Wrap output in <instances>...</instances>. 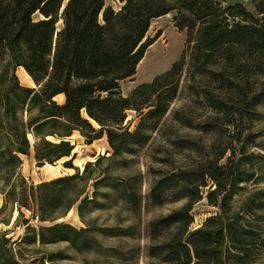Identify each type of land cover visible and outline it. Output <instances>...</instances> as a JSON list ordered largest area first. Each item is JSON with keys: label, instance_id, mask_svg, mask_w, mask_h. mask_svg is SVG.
Returning <instances> with one entry per match:
<instances>
[{"label": "trees", "instance_id": "16d2710c", "mask_svg": "<svg viewBox=\"0 0 264 264\" xmlns=\"http://www.w3.org/2000/svg\"><path fill=\"white\" fill-rule=\"evenodd\" d=\"M119 2L122 6L116 9L106 0H0V192L4 195L0 211L12 204L22 216L26 208L34 219L52 223L35 234L42 243L80 232L69 223L54 222L74 207L83 216L94 201L86 194L87 182L94 180L92 185L97 186L104 180L92 175L102 156L88 161L82 172L73 165L76 146L67 139L74 131H80L87 144L106 134L115 155L134 153L151 140L169 111L187 63L188 79L195 78L196 71L217 78H224L228 68L242 72L238 79H224L225 100L213 101L212 92L207 95L226 124L257 117V106L264 104V81L251 82L249 77L254 70L264 78V0H251V8L240 0ZM171 12L175 26L188 32L186 52L170 70L125 96L121 83L137 73L147 48L162 34L160 30L148 35L151 22ZM18 67L38 88L20 83ZM59 95L65 96L63 104L56 100ZM128 110L140 117L133 131ZM30 134L40 139L35 145L38 166L70 157L64 166L76 172L29 183L19 170L21 155L30 153ZM256 136H244L241 129L234 136L239 146L228 147L223 155L230 151L226 163H221L222 156L209 158L193 170L174 174L183 178L188 201L151 223L153 237L163 241L161 257L149 264H264V189L251 191L238 209L232 205L244 184L255 179L256 164L264 165V154L249 150ZM209 181L213 184L207 199L218 213L190 228L194 204L204 198ZM130 196L136 211L139 203ZM151 200L152 205L163 203L164 195L156 186ZM7 242L4 233L1 264H21ZM253 247L260 251L254 259Z\"/></svg>", "mask_w": 264, "mask_h": 264}, {"label": "rangeland", "instance_id": "374dc122", "mask_svg": "<svg viewBox=\"0 0 264 264\" xmlns=\"http://www.w3.org/2000/svg\"><path fill=\"white\" fill-rule=\"evenodd\" d=\"M240 1L251 8V0ZM106 3L116 9L122 6L119 0H106ZM174 16L175 12H171L151 22L148 35L153 37L160 30L162 34L147 48L137 67V73L121 83L125 96L140 84L151 82L157 75L170 70L183 57L188 48V32L175 26ZM187 61L189 62V58ZM20 71L21 68L18 67L16 74L22 85L38 88L33 79L20 76ZM189 71L187 63L177 97L171 103L169 111L153 132L151 140L134 153L115 155L106 134L92 144L86 143V138L80 131H74L69 138L76 146L74 152L77 156L73 165L79 167L81 172L88 161L103 157L100 164L94 167L92 175L101 176L104 180L97 186L92 185L94 180L87 182L86 194L94 201L84 208L83 216L74 207L66 216L54 222L69 223L79 233L70 232L66 239L42 243L38 236L36 240L34 236L39 233L42 225L52 223L45 224L34 219L32 211L26 208H23L22 216L12 204L0 211V236L6 234L9 239L6 247L20 259L21 264H149L158 261L163 239L153 237L150 225L188 201L183 178L174 174L182 170H193L209 158L222 156L221 163H226L230 151L223 155L228 147L239 146L234 136L241 129L244 136L249 133L257 135L255 143L249 145V150L264 154V104L257 106V117L238 118L226 124L222 114L214 108L212 100L207 98L208 93L212 92L213 101L225 100L228 93L223 88L224 79H238L243 75L242 72L228 68L224 71V78H217L214 73L201 74L196 71L195 78L188 79ZM249 77L251 82H257V79L259 82L264 81L263 77L258 78L254 70ZM56 100L63 104L65 96L59 95ZM22 116L25 120L29 117L26 113ZM233 117L237 118L235 115ZM127 118L132 119L130 129L135 130L140 119L138 113L128 110ZM92 123L99 128L95 121ZM29 138L30 153L21 155L23 163L19 170L29 183L38 184L76 172L75 168L64 166V161L70 157L38 166L35 145L40 139L32 134ZM48 139L56 141L58 137ZM255 167V179L244 184V188L232 201L235 209L242 205L251 191L264 189V165L256 164ZM212 184L209 181V186L202 192L204 198L194 204V222L190 228L202 226L208 217L218 213V208L207 199V192ZM155 186L163 193L164 200L161 204L152 205L151 193ZM95 190L96 194L93 192ZM130 195L139 203L136 211L132 208ZM3 203L4 195L0 192V207ZM28 225L34 229L29 230ZM253 249L251 257L254 259L259 256L260 251L256 247Z\"/></svg>", "mask_w": 264, "mask_h": 264}, {"label": "bare ground", "instance_id": "6f19581e", "mask_svg": "<svg viewBox=\"0 0 264 264\" xmlns=\"http://www.w3.org/2000/svg\"><path fill=\"white\" fill-rule=\"evenodd\" d=\"M21 68V71H20V76H22L23 78L25 79H28V80H32V78L30 77V75L26 72V70L22 67Z\"/></svg>", "mask_w": 264, "mask_h": 264}, {"label": "water", "instance_id": "95a60500", "mask_svg": "<svg viewBox=\"0 0 264 264\" xmlns=\"http://www.w3.org/2000/svg\"><path fill=\"white\" fill-rule=\"evenodd\" d=\"M67 140H70V139H67Z\"/></svg>", "mask_w": 264, "mask_h": 264}, {"label": "crops", "instance_id": "0c3cea01", "mask_svg": "<svg viewBox=\"0 0 264 264\" xmlns=\"http://www.w3.org/2000/svg\"><path fill=\"white\" fill-rule=\"evenodd\" d=\"M76 149V148H75Z\"/></svg>", "mask_w": 264, "mask_h": 264}]
</instances>
